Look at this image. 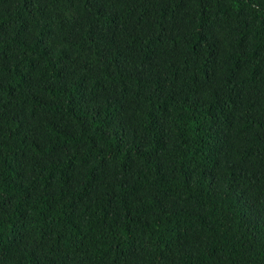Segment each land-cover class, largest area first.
<instances>
[{
    "label": "trees",
    "instance_id": "obj_1",
    "mask_svg": "<svg viewBox=\"0 0 264 264\" xmlns=\"http://www.w3.org/2000/svg\"><path fill=\"white\" fill-rule=\"evenodd\" d=\"M0 264H264V0H0Z\"/></svg>",
    "mask_w": 264,
    "mask_h": 264
}]
</instances>
